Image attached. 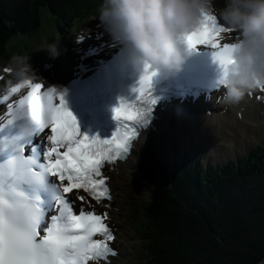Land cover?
Listing matches in <instances>:
<instances>
[{
    "label": "snow or ice",
    "instance_id": "obj_1",
    "mask_svg": "<svg viewBox=\"0 0 264 264\" xmlns=\"http://www.w3.org/2000/svg\"><path fill=\"white\" fill-rule=\"evenodd\" d=\"M231 32L215 14H206L187 34L185 42L188 49L197 45L213 49L212 57L224 74L235 44L222 43L221 36ZM149 69L145 64L138 86L132 88V92L138 93L136 102L118 98L113 107L116 126L111 138L81 133L62 92L57 94L53 89L41 93L37 91L40 84L22 82L32 91L18 104L7 105V115L12 117L7 124L0 118V136L6 131L10 136L8 141H0V264H106L110 255H116L111 247L115 236L107 223L108 213L85 207L86 197L77 196L82 202L77 214L75 202L68 194L73 189H83L98 203L111 198L108 177L102 169L106 163L129 153L130 140L138 135L137 125L150 111L147 106L154 103L149 91L154 72ZM261 85L264 82L257 81L256 86ZM21 86L17 84L11 92ZM24 121L31 126L27 135L18 127ZM46 129H50L47 143L34 142L35 136ZM26 192L33 194L38 203L37 217L29 218L17 207Z\"/></svg>",
    "mask_w": 264,
    "mask_h": 264
},
{
    "label": "trees",
    "instance_id": "obj_2",
    "mask_svg": "<svg viewBox=\"0 0 264 264\" xmlns=\"http://www.w3.org/2000/svg\"><path fill=\"white\" fill-rule=\"evenodd\" d=\"M101 2L0 0V58L36 54L41 35L65 37L72 23L80 24L91 10L100 9ZM141 168L155 189L138 209L147 229L145 264H256L262 260L263 144L217 167L202 168L198 158L183 161L174 170L167 165L158 170Z\"/></svg>",
    "mask_w": 264,
    "mask_h": 264
},
{
    "label": "clouds",
    "instance_id": "obj_3",
    "mask_svg": "<svg viewBox=\"0 0 264 264\" xmlns=\"http://www.w3.org/2000/svg\"><path fill=\"white\" fill-rule=\"evenodd\" d=\"M206 14H215L238 37L227 72L218 79L223 102L239 103L257 81L264 82V0H223L220 8L215 0H102L98 19L134 61L156 70L180 67L187 52L186 36ZM8 66L18 80L36 77L27 55H13ZM18 127L25 135L31 131L28 121ZM32 197L26 192L17 204L29 218L40 214Z\"/></svg>",
    "mask_w": 264,
    "mask_h": 264
},
{
    "label": "bare ground",
    "instance_id": "obj_4",
    "mask_svg": "<svg viewBox=\"0 0 264 264\" xmlns=\"http://www.w3.org/2000/svg\"><path fill=\"white\" fill-rule=\"evenodd\" d=\"M48 58L53 60L51 55ZM61 80L62 76L58 75L52 81L60 82ZM210 104L215 107V110L210 115H202L200 106L196 105L191 109V113H188V118L177 115L170 119L164 116L163 124L165 131H155L159 136V140L150 139L143 141V138L140 139L136 144V152L133 153L132 157L129 156L123 163L119 162L116 165L110 172L111 186L114 192L112 201L110 202V213H120L122 211L120 207V201L123 199L122 188L123 186L130 187L131 183L136 179V171H134L135 163L137 157H140L144 153L142 142L148 147L157 144L156 150L158 151V155L163 159L166 157L168 151L171 150V147L177 144V147H183L190 138H194L197 143L196 147H203L206 144L213 145L212 139L226 144H233L232 138L237 133L242 137H246L244 140L246 143L252 140L248 136V132L255 123L253 106L261 105L262 110H264V104L254 103L253 101H242L236 106L228 105V103L224 102V105H227L224 111L223 107H217L218 105L213 102H210ZM240 107H243V110L241 118H238L235 111ZM257 122L259 125L257 132L264 130V120ZM125 228L129 227L125 225ZM125 228L117 225V237L114 241L118 242V258L115 257L109 264H126L125 259L129 249L128 240H130V233Z\"/></svg>",
    "mask_w": 264,
    "mask_h": 264
},
{
    "label": "rangeland",
    "instance_id": "obj_5",
    "mask_svg": "<svg viewBox=\"0 0 264 264\" xmlns=\"http://www.w3.org/2000/svg\"><path fill=\"white\" fill-rule=\"evenodd\" d=\"M41 36H43V35H41ZM52 38H54V35L48 36L49 44H50V40ZM49 44H47V42H45V41H44V43H42V42L38 43V45H41L43 52L44 51L47 52V50H45V49L49 48ZM22 48L24 49V47H22ZM12 50L14 52H17V48H13ZM0 60H3V59H0ZM3 61H5V60H3ZM3 61H0V63H4ZM260 132L256 133V135L254 136V139L251 140L250 145H249V143H247L246 145H240V146L235 145V147L233 149L230 147H227L226 145L220 146L221 152L215 155L217 158L215 156L206 157L205 154H206V150L208 148L201 149V150H204V152H205V154H203V152L199 153L200 150H194L192 146H191L190 150H187V149L185 150V155L186 154L193 155L194 153H197V155H200L202 157V161L204 164L210 163L211 165H222L227 160L236 159L238 156L244 155L246 150L251 148L255 144H258V143L264 144V130H262V133H260ZM177 145H175V146H177ZM182 149H183L182 147H178V148L173 147L170 151H168L166 157H164L162 159L158 155V151L156 150V146H153V148H151V149L149 147H145V150H144L145 152L143 154L142 162L140 163V166H139V168H137V171H136L137 174L139 171L140 175L145 177L146 173H144V171L141 168V164H144L145 162L148 163L150 161V163H153L154 166L156 167V170L160 169V166L165 167V164H167V163L169 165L176 164L180 160V158L183 159V157L181 156L183 153ZM172 150L175 152H173ZM141 157L142 156L137 158V162H138V160H141ZM207 158H209V159H207ZM147 167H148V165H147ZM139 183H140V179H139V174H138V178L131 183L130 187H124L123 186V188H122V190H123V202L126 206V210H128L129 205L132 204L136 200V198L141 196L142 198L146 199L145 194H144L145 193L144 189H142L140 191ZM123 217H124V220L112 217V221L114 222V224L115 223H121L120 226H123L124 228H125V225H127L129 227V228H125L127 231L129 229H131L130 226H132L136 229V232H137L138 228L136 227L137 221L135 220V209H134V207H132L130 209V214H129V212H126V216L123 215ZM134 232H132V234H131V243L129 244V245H131V248H130V250H128L129 256L126 259V264H133L132 262L136 261L138 253L139 254L144 253L142 251L140 252V250H143L144 246L142 244H139L138 234L134 233Z\"/></svg>",
    "mask_w": 264,
    "mask_h": 264
},
{
    "label": "water",
    "instance_id": "obj_6",
    "mask_svg": "<svg viewBox=\"0 0 264 264\" xmlns=\"http://www.w3.org/2000/svg\"><path fill=\"white\" fill-rule=\"evenodd\" d=\"M256 264H264V257L262 258V260L261 261H259L258 263H256Z\"/></svg>",
    "mask_w": 264,
    "mask_h": 264
}]
</instances>
